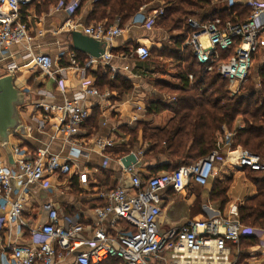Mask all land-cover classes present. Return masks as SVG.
I'll return each instance as SVG.
<instances>
[{
    "label": "built area",
    "instance_id": "1",
    "mask_svg": "<svg viewBox=\"0 0 264 264\" xmlns=\"http://www.w3.org/2000/svg\"><path fill=\"white\" fill-rule=\"evenodd\" d=\"M34 1L0 0V55L3 56L11 46L19 45L25 49L23 58L29 59V64L45 76L52 77L56 73L55 62L48 55L33 53L31 43L35 37L30 34L22 16V10ZM226 1L229 7L234 6L233 0ZM240 1L251 9L246 20L235 21L234 14L206 20L189 17L185 41V47L191 49L206 73L217 72L228 82L232 96L242 91L257 58L264 62V1ZM80 7L81 0L60 1L57 10L72 17ZM163 14L164 10L160 9L147 17L142 10L130 24L151 30ZM123 31L119 20L110 27L95 23L83 28L85 35L107 43L105 54L99 58L89 57L84 66H80L75 52H70L72 67L83 73L77 92L61 104L54 103L50 99L52 97H46L34 105L35 110H42L48 118L51 113L60 115L56 134L64 145L69 146L68 154L62 157L48 147H40L25 157L16 148L14 167L0 158V263L65 264L72 258L67 264H103L111 259L121 264H166L163 253L169 252L171 264H233L229 243L240 244L243 237L258 236L263 231V228L248 227L231 218L191 220L170 233L162 234L160 231L159 219L169 199L166 191L184 194L193 186L208 187L219 163L264 173V158L240 146L234 148L235 133L227 129L219 135L215 149L193 164L181 166L173 172L159 171L147 178L135 174L129 184L101 193L104 206L93 210L95 220L92 223L78 217L62 219L59 209L50 206L47 207L45 224L33 226L24 218L27 207L32 205L33 187L47 176H76L80 183H87V173L75 170L85 154L77 139L90 118L85 102L89 97L107 101L111 96L109 92L99 91L87 70L109 64L113 58L111 43ZM42 34L40 32L39 36ZM150 57V48L146 46L125 54V58L130 60L146 61ZM21 68L16 63H9L5 71L17 74ZM65 71L61 68L58 74L64 76ZM188 79L191 83L195 81L193 74H189ZM58 86L65 91L64 78L58 81ZM137 120L135 117L134 122ZM96 144L102 152L113 145L103 139L97 140ZM109 218L111 228L116 231L114 237L108 236L103 226ZM121 224L125 228H119ZM13 236L20 241L13 240Z\"/></svg>",
    "mask_w": 264,
    "mask_h": 264
},
{
    "label": "crops",
    "instance_id": "2",
    "mask_svg": "<svg viewBox=\"0 0 264 264\" xmlns=\"http://www.w3.org/2000/svg\"><path fill=\"white\" fill-rule=\"evenodd\" d=\"M233 1V7H229L226 0H221L222 3L219 0H213L212 2L220 8L227 9L231 15L234 14V17L238 18L237 12L232 11V9L237 5H245L240 0ZM58 4L59 2L35 0L22 10V16L29 27V32L35 37L31 43L33 53L35 55H48L55 62L56 73L52 77L45 76L37 67L29 64V59L23 58L26 53L25 49L19 45L11 46L10 50L3 56L0 55L1 69H5L9 63H16L22 67L16 74V84L21 90H27L26 102L20 107V114L28 140L22 142L18 138H12V144L19 148L25 157L31 155L40 147H48L51 152L60 154L62 157H65L69 152V146L64 145L56 134L57 127L60 124V115L51 113L48 118L42 110H35L34 105L46 97H52L50 99L54 103L61 104L64 99L71 98L77 92L81 86L83 73L72 67L69 60V53L75 52L71 47L70 32L75 30L83 32V28L95 23L88 24V16L92 10L91 3L84 5L72 17L61 10H57ZM163 7L162 2L156 0V8L154 10L145 9L143 13L149 17L155 11L163 9ZM123 30L122 35L111 43L110 49L113 58L109 64L100 65L97 69H88L87 73L93 79L95 85L96 77L94 73L97 71L103 74L108 73L111 80L117 76H122L130 81L132 89L127 94L110 88L101 90L96 85L100 92H109L111 96L108 97L107 101L101 98L89 97L85 102L86 107L90 110V118L95 111H98V125L93 126V121L89 118L90 120L83 125L81 134L77 136L80 149L85 154L79 159L75 170L77 173H87V183H80L76 176L51 175L33 187V191L31 190L33 192L32 205L28 206L24 213V218L29 223L32 222L33 226L46 223L49 211L47 207L49 206L59 209L62 219L78 217L81 221L92 223L95 220L93 210L101 207L99 205L100 201L105 202L100 197L101 193H107L122 184H129L131 177L135 174L147 178L154 173L151 169L156 167L157 162L155 160L144 158L143 154H139L142 167L127 171L120 163L121 158H118L112 152V149L126 143L125 127H135L137 123L148 120L146 108L149 96L160 91L155 86L154 80L156 78L166 80L169 77L176 80L175 73L167 75L158 72V62L163 60L177 62V59L168 54L160 56L157 55L158 53H151V57L146 61L140 59L130 60L125 58L124 51L127 48H131V51L136 45L146 46L150 50L156 49V51L163 48L171 49L177 43L176 38L183 35L184 32L166 30L160 28L157 24L149 30L144 26L133 23ZM40 32L43 33L42 36H39ZM184 48L185 46H182V49ZM84 56L87 59L90 57L85 54ZM126 67L128 69H125ZM61 68L66 69L64 76L58 74V70ZM62 78L65 80V91H62L58 86V81ZM259 82L258 79L256 82L258 86ZM163 115L154 116L152 118L154 119L152 120L153 123L162 118ZM135 117H138L136 122H134ZM164 118L165 123L163 125L154 126L156 128L164 127L172 116ZM238 124L239 127L243 126L240 121ZM99 139L111 141L113 145L102 152L96 144ZM143 148L136 146L133 152H144L145 148ZM0 158L9 165L6 152L1 145ZM249 174V171L246 172L245 169L233 168L230 165L223 166L219 163L214 178L208 187L193 186L184 194H174L171 190L166 191L165 194L169 199L159 219L161 233L167 234L173 230L181 229L191 220L226 218L239 220V207L244 206L249 199L257 196V187L249 178ZM214 182H228L229 184L226 194L228 201L223 208H221L220 202L211 198ZM240 185L241 187H238ZM193 192L198 194V197ZM197 198L199 199L198 205L194 206L193 204ZM185 200L187 204H185ZM185 205L187 209H185ZM110 222L111 218L107 219L103 226L107 235L114 237L116 231L111 228ZM119 228H125V225L121 224ZM256 228L261 230L263 228V231L258 233V236L261 237L253 236V245L247 244L248 240L241 241L240 244L229 243L231 249L230 259L233 264H264V226ZM12 239L20 241L16 236H13ZM163 257L166 259V264H171L169 252H164ZM70 259L72 258H69L67 263L70 262ZM211 264L221 263L214 262Z\"/></svg>",
    "mask_w": 264,
    "mask_h": 264
},
{
    "label": "trees",
    "instance_id": "3",
    "mask_svg": "<svg viewBox=\"0 0 264 264\" xmlns=\"http://www.w3.org/2000/svg\"><path fill=\"white\" fill-rule=\"evenodd\" d=\"M48 1L57 3L61 0ZM159 1L164 2V14L159 16L156 24L166 30L184 31V34L176 38L177 43L171 49L150 50L151 53H158L160 56L168 54L177 59L176 83L161 78H156L154 83L159 89L166 90V93L178 95L169 104L149 101L146 116L151 120L166 111L173 115L162 128L149 127V121L139 122L135 127H125L129 141L112 149V152L122 158L132 153L139 144L147 142L148 147L144 150L143 157L157 162L156 167L151 169L154 174L159 171L173 172L209 155L215 149L219 135L227 129L235 133L234 148L240 146L264 158V63L257 72L259 86L253 82L248 83L238 95L232 96L224 78L217 72L206 73L194 58L191 49H182L187 39L189 17L206 20L215 16L228 17L230 12L214 5L213 0ZM87 3L92 4L88 24L104 23L106 27H110L119 20L121 29L126 28L142 10L156 8V0H81V7L76 13ZM232 11L238 14V18L233 19L235 21H244L251 13L250 7L241 5L235 6ZM139 46L136 45L135 48ZM130 49L127 48L124 54L129 53ZM75 53L80 65L84 66L86 56L77 51ZM189 74L195 77L192 83L188 79ZM94 75L96 85L101 90L110 88L128 94L132 89L130 81L122 76L111 80L108 73L97 71ZM97 118L98 111H95L90 118L93 126L98 125ZM239 121L243 126L239 127ZM245 170L249 171V176L257 187V196L239 207V220L248 227H263L264 173ZM228 186V182H214L212 187L211 198L220 202L221 208L228 201ZM198 202L197 198L193 205H198ZM99 205L104 206V202L100 201ZM245 240H248L247 244H254L253 237H243L241 241ZM103 264H120V261L111 259Z\"/></svg>",
    "mask_w": 264,
    "mask_h": 264
},
{
    "label": "water",
    "instance_id": "4",
    "mask_svg": "<svg viewBox=\"0 0 264 264\" xmlns=\"http://www.w3.org/2000/svg\"><path fill=\"white\" fill-rule=\"evenodd\" d=\"M70 37L72 49L79 53L99 58L106 52V42L97 41L80 30L71 31ZM16 82V74H7L5 69L0 68V145L6 152L9 165L13 167L16 164V147L12 144V138H18L22 142L28 140L20 114V107L26 102L27 90H21ZM120 163L127 171L142 167L137 152L122 157Z\"/></svg>",
    "mask_w": 264,
    "mask_h": 264
},
{
    "label": "rangeland",
    "instance_id": "5",
    "mask_svg": "<svg viewBox=\"0 0 264 264\" xmlns=\"http://www.w3.org/2000/svg\"><path fill=\"white\" fill-rule=\"evenodd\" d=\"M162 5H164V2H162ZM182 32H184V31H182ZM185 46V43L183 44V47ZM155 60V59H154ZM262 58H257V60H256V63H255V66H254V68H253V70H252V72H251V74H250V76H249V78H248V81L246 82V84L245 85H247L248 83H251V82H253L254 84L258 81V76H257V72H258V70H259V68H260V66L263 64V62H262ZM159 63V65H157V68H158V72H160V73H162V74H169V75H171V74H173V73H177V69H176V67H177V62H173V61H166V60H163L162 62L160 61V62H158ZM166 65V66H165ZM167 65H169V66H167ZM166 81H169V82H173V83H176V81L177 80H175L174 78H172V77H169V78H167L166 79ZM160 90V91H159ZM158 91V93H156V94H154V95H151V96H149L150 98H149V101L151 100V101H159L160 103H165V104H169V103H172L173 101H175L176 100V97H177V95L178 94H171V92H168V93H166L167 91L166 90H163V88L162 89H159ZM163 90V91H162ZM161 98V99H160ZM162 114H164L163 115V117L162 118H159V120L158 121H156V122H154L153 123V121L152 120H154V119H149V120H147V121H149V127H152V128H156L154 125H163L165 122H164V120H165V118L164 117H169L170 115L172 116L173 114L171 113V112H169V111H166V112H164V113H162ZM164 119V120H163ZM128 135V134H127ZM129 140H128V138H127V140H126V143L128 142ZM148 144H147V142H145V143H142V144H139L138 145V147L140 146L141 148H147L148 146H147ZM143 148V149H144ZM249 178L251 179V177L249 176ZM238 187H241V185L240 186H238ZM240 189V188H239ZM194 193V192H193ZM195 194V196H197L198 197V194H196V193H194ZM190 195V194H189ZM192 195V194H191ZM185 204H187V202H186V200H185ZM185 209H187V206L185 205Z\"/></svg>",
    "mask_w": 264,
    "mask_h": 264
}]
</instances>
